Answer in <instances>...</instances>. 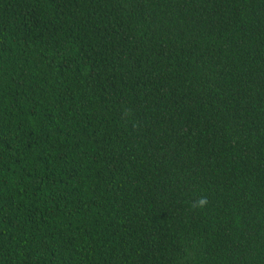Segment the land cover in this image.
<instances>
[{"label": "trees", "instance_id": "obj_1", "mask_svg": "<svg viewBox=\"0 0 264 264\" xmlns=\"http://www.w3.org/2000/svg\"><path fill=\"white\" fill-rule=\"evenodd\" d=\"M0 264H264V0H0Z\"/></svg>", "mask_w": 264, "mask_h": 264}, {"label": "clouds", "instance_id": "obj_2", "mask_svg": "<svg viewBox=\"0 0 264 264\" xmlns=\"http://www.w3.org/2000/svg\"><path fill=\"white\" fill-rule=\"evenodd\" d=\"M199 203L202 205V204L204 203V199L201 198V199L199 200Z\"/></svg>", "mask_w": 264, "mask_h": 264}]
</instances>
